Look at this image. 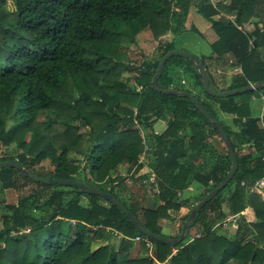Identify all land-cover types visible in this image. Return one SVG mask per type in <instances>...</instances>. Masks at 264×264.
Masks as SVG:
<instances>
[{"label":"trees","instance_id":"trees-1","mask_svg":"<svg viewBox=\"0 0 264 264\" xmlns=\"http://www.w3.org/2000/svg\"><path fill=\"white\" fill-rule=\"evenodd\" d=\"M191 7L218 38L209 56L199 58L212 91L264 84V0H0V163L20 164L39 178L96 188L121 203L147 231L177 239L179 234H163L161 222L188 208L181 233L193 208L233 169L222 136L196 105L152 88L161 59L178 50L174 40L162 39L185 32ZM145 32L157 44L152 59L139 47ZM227 67L241 71L227 78ZM179 70L185 84L177 81ZM157 87L195 97L224 128L238 164L232 181L196 213L183 241L168 244L145 235L96 193L34 182L4 167L0 264H264V189L250 194L242 186L264 177L261 119L250 117V104L209 95L197 65L186 57L167 60ZM263 94L259 88L242 95L251 100ZM222 114L239 121L230 126ZM161 122L166 127L157 133ZM215 138L224 145L223 153ZM146 144L150 150L142 164ZM11 147L21 153L1 152ZM209 155L208 173L194 168ZM46 162L53 169H44ZM144 167L155 174L160 204L138 212L126 194L129 180L143 186L149 178L139 174ZM193 183L204 190L190 203L181 193ZM29 184L34 188L17 204L1 207L6 191ZM248 208L252 222L242 215ZM236 215L235 224L224 228L223 221ZM230 227L233 236L218 232ZM137 238L145 252L133 258Z\"/></svg>","mask_w":264,"mask_h":264},{"label":"water","instance_id":"water-1","mask_svg":"<svg viewBox=\"0 0 264 264\" xmlns=\"http://www.w3.org/2000/svg\"><path fill=\"white\" fill-rule=\"evenodd\" d=\"M172 56H182V57H186L189 58L191 60H193L195 62V64L197 65V68L199 69L201 76H202V81L204 84V87L207 91V93L213 97L216 98H227V97H232V96H236V95H240V94H244L247 93L249 91H253V90H257L259 88H264V84H255V85H250L247 88H243V89H238V90H233V91H229V92H214L212 91L211 87H210V83H209V79L207 77V74L204 70V67L200 61V59L198 57H196L195 55L186 52V51H180V50H173L171 52H169L168 54H166L160 61L159 66L156 70L155 76L153 77L152 80V88L156 91L165 93V94H171V95H176V96H182V97H187L189 98L195 105L196 107L199 109V111L203 114V116L206 118V120L208 121V123L213 126L214 128H216L220 135L222 136V139L227 147V150L230 154L231 157V161L233 164V169L230 172V174L227 176V178L215 189L213 190L211 193H209L201 202H199L192 210V212L190 213L188 219L186 220L184 227L182 229L181 234L179 235V237L177 239H167L161 236H158L154 233H151L149 231H147L145 228H143L138 222L137 220L131 215V213L121 204L119 203L116 199L112 198L111 196H109L107 193H104L96 188H93L89 185H86L84 183L75 181V180H58V179H44V178H39L36 177L32 174H30L25 168H23L22 165L17 164V163H11V162H6V163H0V168H4V167H11V168H15L17 170H19L20 172H22L23 175H25L26 177L30 178L32 181L34 182H38V183H44V184H61V185H73V186H78L82 189H85L87 191L96 193L100 196H102L104 199L108 200L109 202L113 203L114 205H116L118 208H120L122 210V212L129 218V220L133 223V225L139 229L140 231H142L145 235L152 237L160 242L163 243H168V244H176L179 243L181 241H183L187 230L189 229V227L191 226L193 219L195 218L196 213L204 206L206 205L212 198H214L220 191H222L234 178V176L236 175L237 171H238V164L236 161V157H235V152L234 149L232 147L231 141L229 140L224 128L222 127V125L220 123L217 122H213L211 120V118L209 117L208 113L206 112V110L202 107V105L200 104V102L193 96L185 93V92H179L178 90H161L157 87V81L159 79V77L161 76V73L163 71V68L167 62V60L172 57Z\"/></svg>","mask_w":264,"mask_h":264},{"label":"rangeland","instance_id":"rangeland-1","mask_svg":"<svg viewBox=\"0 0 264 264\" xmlns=\"http://www.w3.org/2000/svg\"><path fill=\"white\" fill-rule=\"evenodd\" d=\"M224 18H227V17L224 16ZM210 32H211L210 34L214 35L213 30H211ZM196 39H195V43H197V41H199L198 39L197 40ZM192 40H189L190 44L188 43L187 46H181L183 44V41H176V47L177 48H184V50L186 52H189V53L195 55L196 57H200V55H201L200 53H202L203 49H205V48L201 47L199 44H194L193 43L194 40L193 41ZM150 41L152 42V40L150 39V36H148V35L141 37L139 40V46L143 47L145 53H149V52L152 53L156 48V46H154V44H152ZM125 45L128 46L129 43L126 42ZM210 50H211V47H209V51ZM119 114L122 115L123 114L122 111H119ZM165 126H166V123L163 124L161 122L155 126V129H157L160 132L163 129V127L165 128ZM1 152L3 154L7 152L8 154H10L12 156H17V154L21 153L20 150L18 151L14 147H11L9 149L2 148ZM204 160L200 159V161L193 164V166L196 169L199 168L202 172L208 173L211 170V167L213 164V157H212V155H209V157L204 159ZM43 166H45L44 169H46V170L53 169L48 162L44 163ZM121 173H123L124 176H127V172L124 169H121ZM133 181L134 180L132 178V182H130V180L128 182L129 188H128V193L126 194V197H127V199L129 198L130 195L133 197V201H134V204L136 206L137 211L140 212L141 209L144 207H153V206L156 207V204H155L156 199L155 198H157V197L154 196V194L156 195V193H153V190L151 188H149L146 184L143 183V186H141L140 183H138V182L134 183ZM32 188H34V185L29 184V185H27V187L25 189H22L20 191L19 190L6 191V193L2 195V197L4 198V204L1 207H3L5 204H17L18 199L23 194H25L26 192L31 190ZM203 190H204L203 188L195 185L193 191H191V193H190V194H192V195L194 194V195H193V197H191V199H189V202H190V200H192L193 203L196 202L199 199V197L202 195ZM2 215H3V212H2V209H0V220L2 219ZM244 216L248 222H252L255 220L254 213H252L251 210L249 212L248 211L245 212ZM17 220H18V224H21L20 218H18ZM161 223H162L164 235L176 237L178 234L179 235L181 234V233H179V227L177 225V223H178L177 222V216H175V217L172 216V218H170L169 220H166L165 222H161ZM218 232L220 234H225L227 236H233L235 233V230L230 227L228 229L222 228ZM137 243L138 244H137V246H135V249H133V252L131 255L133 258L137 257V255H139L140 253L145 252L144 249H141L139 241ZM153 247L154 246L152 245L151 248H153Z\"/></svg>","mask_w":264,"mask_h":264},{"label":"crops","instance_id":"crops-1","mask_svg":"<svg viewBox=\"0 0 264 264\" xmlns=\"http://www.w3.org/2000/svg\"><path fill=\"white\" fill-rule=\"evenodd\" d=\"M224 16H226V15H224V14L220 15L221 18L226 19V18H224ZM257 22H258V20H255L254 24H256ZM252 26L253 25L249 26L248 29L251 30L253 28ZM259 26H261V24H259ZM185 27H186L185 32L183 34L179 35L178 37L175 38L173 35L169 34L166 37H164L162 40L163 41H173L174 40L175 43H176V41H183V44L181 46H187L188 43L190 44L189 40L193 39L194 41L193 40L192 41L194 44H199L201 47L205 48V49H203L202 53H200L201 54L200 57L201 56H209V54L211 53V50L209 51V47H211V44L216 42L218 40V38H217L215 33H214V35L210 34L211 33L210 31L212 30L211 24L208 21H206L197 12L196 7H191L189 14H188V17H187V20H186ZM192 28H195V31H191ZM145 35L150 36L149 33L145 32L142 35V37ZM196 38L199 40V41H197V43H195ZM151 43L154 44V46H157V44H155L153 41ZM139 47H141V46H139ZM137 48H138V46H137ZM177 49L178 50H184V48H177ZM200 57H198V58H200ZM235 69L236 68L227 67L224 69L223 73H224V75L227 76V78H230L232 75L235 74ZM219 71H221V70H219ZM177 75H178L177 81H179V82H181L182 80L186 81V78L184 77V73L181 70L178 71ZM232 97L233 98L231 101L235 105L250 104V106H251L250 117L261 119L264 116V94L261 95L260 98L253 97L251 100H249L246 96H244L242 94L232 96ZM222 119L230 126L237 124V122L239 121V119L236 117V115H224V114H222ZM245 121H246V118L242 120L243 123ZM162 123L164 124V122H162ZM164 129L165 128L163 127V129L160 132L164 131ZM156 132L158 133L159 131L156 129ZM238 141L241 142L240 139ZM213 142L219 149H221V152L223 153L224 145L220 143L219 139L215 138V140H213ZM195 185L198 186L195 183L191 184L185 191H183V193H181V196L184 199H188V200L191 199V197H193L194 194L192 195L190 193H191V191H193ZM155 199H156L155 204L157 206L160 204L157 202H160V201L157 200V198H155ZM191 202H192V200H190V203ZM250 210H251L250 208L246 209L244 211L243 215H245V212H247V211L249 212ZM188 212H189V209L185 207L179 213L172 214L171 218H172V216H174V217L177 216V222H178L177 225L179 227L181 225L182 219L185 217V215ZM163 222H165V221H163Z\"/></svg>","mask_w":264,"mask_h":264},{"label":"built area","instance_id":"built-area-1","mask_svg":"<svg viewBox=\"0 0 264 264\" xmlns=\"http://www.w3.org/2000/svg\"><path fill=\"white\" fill-rule=\"evenodd\" d=\"M146 58L148 59H152L153 58V54L149 53L146 55ZM241 69L239 67H236L235 72L236 73H240ZM137 75V74H135ZM183 84H185V81L182 82ZM142 87H138V90H141ZM136 112L133 113V118L135 117ZM264 116L261 118V129L264 132V120H263ZM133 123L135 125H138V121L134 119ZM144 134V133H143ZM150 150V147L146 144L145 145V152L143 154V156H141V159L139 161V163H144V158H145V154L148 153ZM262 161L264 162V142H263V146H262ZM141 176H143L144 174L149 175V178H146L143 180V183L148 185L149 188H151L153 190V193H159V190L157 188V183H156V177L155 174L148 169L147 167H144V169L142 171H140L139 173ZM242 186H245L250 194H257L260 193L263 189H264V177L259 179L258 181H256L254 184L252 185H246L244 182H242ZM244 214V212L242 213V215ZM240 217V215H236V216H229L227 219H225L222 223L224 228H227L228 226L234 225L235 221ZM137 241H140V238H137ZM151 244H148V247Z\"/></svg>","mask_w":264,"mask_h":264}]
</instances>
